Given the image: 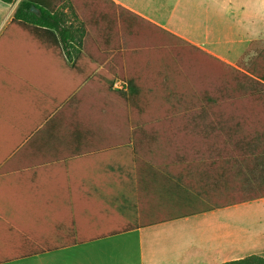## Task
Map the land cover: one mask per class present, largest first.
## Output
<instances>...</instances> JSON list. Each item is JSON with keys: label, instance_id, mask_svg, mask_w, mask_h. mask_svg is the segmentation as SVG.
Returning a JSON list of instances; mask_svg holds the SVG:
<instances>
[{"label": "crops", "instance_id": "crops-1", "mask_svg": "<svg viewBox=\"0 0 264 264\" xmlns=\"http://www.w3.org/2000/svg\"><path fill=\"white\" fill-rule=\"evenodd\" d=\"M21 1L14 0L10 4H15L14 7L0 18V38L14 36L18 41L17 59L7 60L5 75L0 76V105L16 106L11 119L8 109L2 115L6 124L1 128H7L5 131L10 135L12 131L13 135H20V118L26 105L37 106L39 112L40 106L46 104L48 100H41L40 91L50 94L64 89L65 94L82 78L88 80L91 70L99 72L106 66L104 57L110 55L105 49L110 46L108 42L120 41L114 37L106 43L105 38L98 37L96 42H89L88 35L80 38L72 34L73 39L68 38L62 44L49 31L21 22H13L17 27L10 36L7 28ZM104 1L174 33L228 64L248 55L253 42H264V0H176L173 5L170 0ZM236 1L239 3L234 5ZM71 2L65 0L58 8L66 12L72 4L79 14L80 7ZM104 16L88 21L81 16L77 18L89 30L90 24L102 26ZM74 23L78 24L68 22ZM236 43L240 44V50L233 48ZM77 57L81 59L74 68ZM131 82V87H135ZM115 86L122 90L125 87L120 81ZM9 87L23 93L32 88L34 95L9 99ZM135 147L114 146L104 151L108 154L91 153L79 146L67 147L66 157L77 156L82 160L71 159L47 167L40 163L32 170L27 165L7 163L0 173V264H131V250L135 252L137 241L131 246L130 241L135 233L139 235L140 264H145V232L170 230L217 211L186 216L190 208L184 205V193L174 178L178 172L164 171L177 164H154L146 159L147 148ZM183 215L186 217L171 219ZM139 223L153 225L125 230ZM109 232L125 233L100 238ZM76 240L83 243L73 242ZM111 246L121 251L112 262L106 253ZM39 250L49 251L36 253Z\"/></svg>", "mask_w": 264, "mask_h": 264}, {"label": "rangeland", "instance_id": "rangeland-1", "mask_svg": "<svg viewBox=\"0 0 264 264\" xmlns=\"http://www.w3.org/2000/svg\"><path fill=\"white\" fill-rule=\"evenodd\" d=\"M64 1L52 0L57 6ZM70 1L80 7V15L73 16L72 11L65 12L64 8L63 11L70 16L71 22H78L72 26L80 31V38L88 35L90 42L103 37L107 43L117 37L120 41L117 44L116 41L108 42L110 46L105 49L110 55L104 57L106 66L99 72L91 70L88 80L82 78L77 86L66 91L68 93L63 94L64 89L50 94L40 91L41 100L48 101L40 106L39 112L37 106L26 105L20 118V135H13V131L10 135L5 131L7 128H1L6 124L3 111L8 109V119H11L16 106L8 104V108H3L0 105V131L3 132L0 173L11 162L27 165L32 170L40 163L47 167L62 165L66 160H82L77 156L66 157L64 149L76 146L91 153L108 154L104 151L111 147L133 144L137 150L147 148L146 159L157 165L162 162L163 166L186 154L192 161L197 150L207 151L205 137L214 130L210 129V121L232 117L235 113L228 105L231 101L220 100L219 107L214 105L220 98L218 92L227 89V83L228 90L236 89L243 78L191 42L170 40L172 48L167 49L163 46L168 45L166 35L153 32L146 23L107 1ZM175 2L170 0L172 5ZM14 5L0 1V18ZM102 14L105 15L104 24H90L89 30L80 22L81 18L80 21L77 18L81 16L88 21L103 17ZM16 27L13 22L9 24L10 36ZM132 28L136 33L133 36L129 34ZM1 39L0 76L4 77L6 62L17 59L18 41L14 36ZM233 48L240 50V44H233ZM252 54L248 51V55L238 57L229 65L240 67V63L246 64ZM76 59L74 68L81 58ZM118 81L125 85L123 90L115 86ZM130 82L135 86L133 92L127 91ZM31 89L23 93L17 92L16 87H9V99L32 97ZM164 171L173 174L178 169L169 167ZM131 236L130 246L137 241L135 252L131 250V264H140L139 235ZM143 239L145 264H223L253 254L264 258V199L192 218L170 230H149ZM120 252L119 248L111 246L106 250L108 260L112 262Z\"/></svg>", "mask_w": 264, "mask_h": 264}, {"label": "trees", "instance_id": "trees-1", "mask_svg": "<svg viewBox=\"0 0 264 264\" xmlns=\"http://www.w3.org/2000/svg\"><path fill=\"white\" fill-rule=\"evenodd\" d=\"M0 1L14 3V0ZM32 7L38 9L39 13H33ZM120 10L146 23L153 32L159 31L166 35L169 38L168 45L163 46L167 49L172 48L173 40L188 44L173 33L130 11L122 8ZM70 11L73 16L78 15L72 4ZM69 17L52 0H22L13 14L12 22H21L35 29L49 31L64 44L68 38L73 39V35H80L79 30L68 24ZM129 34H136L133 28L129 30ZM153 46L156 47V44ZM249 52L254 53L252 58L246 64L240 63V67H232L215 58L218 63L243 78L241 86L233 90H228L227 83V89L222 88L218 92L220 98H217V102H211L219 107L218 101H231L228 105L235 113L232 117L210 121V129L214 130L205 137L209 147L207 151L197 150L196 158L192 161L186 154L179 156L178 161L171 162L177 164L178 173L174 178L184 193V205L190 208L186 210V216L264 199V42H253ZM127 89L128 92H133L129 84ZM185 215L171 219H180L186 217ZM151 225L153 224L139 223L125 230ZM123 233L125 232H109L101 234L100 238ZM73 242L83 243L77 240ZM44 251L49 250H39L36 253ZM225 264H264V258L250 255Z\"/></svg>", "mask_w": 264, "mask_h": 264}, {"label": "water", "instance_id": "water-1", "mask_svg": "<svg viewBox=\"0 0 264 264\" xmlns=\"http://www.w3.org/2000/svg\"><path fill=\"white\" fill-rule=\"evenodd\" d=\"M31 11H32L33 13H35V14H38V13H39V10L36 9V8H34V7L31 8Z\"/></svg>", "mask_w": 264, "mask_h": 264}]
</instances>
